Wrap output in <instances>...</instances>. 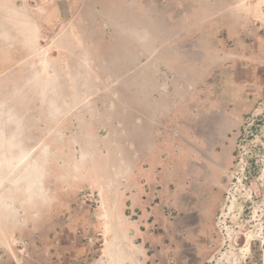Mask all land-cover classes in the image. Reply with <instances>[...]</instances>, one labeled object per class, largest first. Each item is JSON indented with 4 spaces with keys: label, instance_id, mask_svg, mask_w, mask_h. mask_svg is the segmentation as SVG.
Returning <instances> with one entry per match:
<instances>
[{
    "label": "rangeland",
    "instance_id": "1",
    "mask_svg": "<svg viewBox=\"0 0 264 264\" xmlns=\"http://www.w3.org/2000/svg\"><path fill=\"white\" fill-rule=\"evenodd\" d=\"M0 264H264V0H0Z\"/></svg>",
    "mask_w": 264,
    "mask_h": 264
},
{
    "label": "crops",
    "instance_id": "2",
    "mask_svg": "<svg viewBox=\"0 0 264 264\" xmlns=\"http://www.w3.org/2000/svg\"><path fill=\"white\" fill-rule=\"evenodd\" d=\"M139 103L135 104L131 113L126 116L127 126L130 127L132 143L135 145L131 149V157L127 156L126 159L136 160L135 153L141 149V153L151 152L152 154L158 150L157 139L160 134L159 123L164 121L166 117L174 114L175 107L172 103L173 94H150L148 90H142L139 94ZM146 157V156H145ZM144 156L141 155V161ZM148 157L146 158V160ZM143 162V161H142ZM152 165V164H151ZM156 166V164H153ZM152 166V167H153ZM132 175H137V171L131 170ZM130 171V172H131ZM152 173L154 174L155 171ZM142 174V173H141ZM116 175L120 173L116 170ZM127 185L114 184L109 190V195L106 197V203L109 206L108 213L110 217L117 219V209H122L127 205L129 199ZM61 214V212H60ZM122 215V213H120Z\"/></svg>",
    "mask_w": 264,
    "mask_h": 264
}]
</instances>
